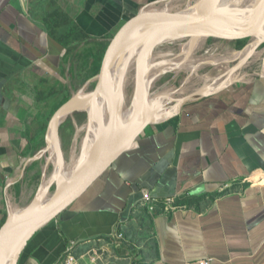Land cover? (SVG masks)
I'll return each instance as SVG.
<instances>
[{
	"label": "crops",
	"instance_id": "crops-1",
	"mask_svg": "<svg viewBox=\"0 0 264 264\" xmlns=\"http://www.w3.org/2000/svg\"><path fill=\"white\" fill-rule=\"evenodd\" d=\"M167 1L0 0V229L41 184L35 170L47 130L44 136L40 130L67 102L51 106L66 97L65 78L71 83L88 58L84 68L90 70L101 44L140 12ZM59 10L86 37L72 54L50 29L51 14ZM260 46L217 89H195L172 115L148 125L85 194L27 241L18 264H59L69 250L84 253L117 229L126 238L122 249L135 253L139 264H264V187L251 184L264 174ZM243 50H237L242 59ZM41 140L45 145L38 148ZM145 192L190 208L150 213L142 204Z\"/></svg>",
	"mask_w": 264,
	"mask_h": 264
},
{
	"label": "water",
	"instance_id": "water-1",
	"mask_svg": "<svg viewBox=\"0 0 264 264\" xmlns=\"http://www.w3.org/2000/svg\"><path fill=\"white\" fill-rule=\"evenodd\" d=\"M262 2L264 0H248L245 4L228 11H220L217 0H208V8L204 10L197 9V5L180 11H171L167 8L152 9L142 11L127 21L101 49L96 58L93 91L88 95L80 93L69 99L55 112L48 124L47 146L42 154L47 152L55 154L60 164L56 168L57 176L61 173V164H64L59 140L60 126L76 111L85 112L88 117L87 123H89L90 113L84 110L83 106L97 110V100L102 98L108 113L107 126L98 132L89 162L65 186L54 184L53 194L42 205L31 203L19 210L17 215L8 216L0 229V264H5L7 254L13 246L16 247L12 264H18L27 241L39 229L70 208L124 152L139 142L146 127L155 122L147 103L150 97V83L156 79L154 76L150 77L155 48L169 41L186 38L196 41L215 38L232 43L254 41L252 48L248 45L242 51L245 56L232 70L233 75L249 61L252 51L264 43V3L261 4ZM137 28H141L140 33L136 37L129 38L130 32ZM124 54L130 55L127 61H131V57H134L126 77L130 68L134 66L136 104L128 122L120 127L126 81L122 80L120 91H116L109 79V72L116 69L120 57ZM136 121H138V127L133 134H130V129ZM97 122L100 127L103 126L104 118L98 115ZM52 146L54 151H51Z\"/></svg>",
	"mask_w": 264,
	"mask_h": 264
},
{
	"label": "rangeland",
	"instance_id": "rangeland-1",
	"mask_svg": "<svg viewBox=\"0 0 264 264\" xmlns=\"http://www.w3.org/2000/svg\"><path fill=\"white\" fill-rule=\"evenodd\" d=\"M200 2L201 0H168L156 9L167 8L171 11H180ZM251 42L248 44H251ZM234 46L232 42L215 38L198 41L190 40L189 38L176 39L157 46L153 53V61H151L153 65H151L150 69V77L154 76L156 79L151 81L149 89L150 98L154 100L149 110L154 118L161 120L164 116L171 114L170 110L178 105L181 99L189 94L191 95V92L195 91V89L207 90L211 85L218 86L225 81L230 71L237 67L242 58V55L238 54L237 50L235 51ZM184 50H188V52L184 54ZM260 50H264V43L260 46ZM128 56L130 57V55ZM128 56L122 62V69L118 68V77L120 76V72L122 76L127 73L129 61L126 59L129 58ZM184 61L187 63L184 68L171 65L172 67L164 69L165 71L158 72L157 70L158 65H169ZM81 63L75 75L70 77L71 83L67 77L65 78L66 82L64 81L63 87L68 90L66 97H63L62 94V97L59 96L58 100H52L51 106L60 100L64 99L66 101L70 96L74 97L80 93L88 95L93 91L95 78L89 82V79L94 77L92 64H90V70L86 71L84 67L88 65L84 62L85 66L83 64L81 66ZM191 66H195L196 69L190 68ZM126 81L124 93L125 109L130 106L136 89L134 66L130 68ZM78 112L82 111H76L69 116L71 125L60 126L59 128L60 149L65 164H69L71 160L79 158L81 149L85 146L84 144H86L90 132L87 127V114L84 112L85 116H81L82 114H76ZM38 159L35 171L39 175L38 182L42 183L43 179L41 180L40 176H44L43 178L50 176L54 170L56 156L47 152L45 154L41 153ZM38 182L37 184L39 185ZM40 185L38 187L37 185L31 187V192L25 201L28 204L27 206L35 198ZM53 185L48 189L49 196L54 192ZM26 207H23V209ZM17 213L19 211L12 215ZM124 246L116 247L107 239L103 240V244L93 247L94 251L91 254L96 256V261H92L90 258L87 264H135L137 260L134 258L135 253L122 249ZM137 262L139 261L137 260Z\"/></svg>",
	"mask_w": 264,
	"mask_h": 264
},
{
	"label": "bare ground",
	"instance_id": "bare-ground-1",
	"mask_svg": "<svg viewBox=\"0 0 264 264\" xmlns=\"http://www.w3.org/2000/svg\"><path fill=\"white\" fill-rule=\"evenodd\" d=\"M247 1L248 0H217L218 10L228 11V10L232 9L233 7L245 4ZM263 3L264 2H262L261 4H263ZM195 5H197L196 6L197 9H201V10L207 9L208 8V0H201L200 3H196ZM247 20H249V18ZM140 30H141V28H137V29L131 31L130 34L128 35V37L129 38L136 37L140 33ZM187 52H188V50H184V54H186ZM128 55L129 54H124L123 56H121L117 65H116V69H114L115 71L112 70L111 72H109V79H110L114 89H116V91H120L122 80L126 81L127 73L122 76L121 72H120V76L118 77V68L122 69V62ZM133 58L134 57H131V61H129V63H128V68H129V65L133 63V61H134ZM181 58H183V57H181ZM178 61H180V60H178ZM186 64L187 63L184 61V62L171 63L169 65H158L157 70H158V72L159 71H165L164 69L170 68L171 65H173L174 67H178V68H184L186 66ZM151 65H153L152 62H151ZM190 68L196 69L195 66H191ZM212 89H217V87L215 85H211L209 90H212ZM153 101L154 100L152 98H150V97L148 98V101H147L148 109H150L151 105L153 104ZM97 103H98L97 110H95V109L91 110L90 107L83 106V109L90 113L91 120L89 123H87V127H89L90 132H89V135L87 138V142H86V144H84L85 146L81 149L82 151H81L79 158L71 160L69 162V164H65V163L61 164V167H62L61 173L57 176H56V168L60 164H58V160H56L54 163L53 172L50 174V176H47V177L45 176V178H43L42 183L40 185V188L38 189L36 196L31 203H34L35 205H38V206L42 205L50 197L48 189L52 184H57V186H61V187L65 186L89 162V160L93 154V151H94L97 134H98V132H100V130H102V128L104 129L107 126L108 113L106 111L105 103H104L102 98H99L97 100ZM135 104H136V92L134 93L133 99L130 102V106L126 109L124 108L122 111V114L120 117V122H119L120 127H123L128 122L130 115H131V112H132V109H133ZM98 115H100L102 118H104V124L101 127H100V125H98V122H97ZM155 121H160V120H158L156 118ZM137 127H138V121L133 123L132 128L130 129V134L131 133L133 134L134 131L137 129ZM51 151H54L53 146H52ZM15 215H17V214H15ZM15 247L16 246H13L11 248V250L9 251V253L7 254V258H6L7 260L5 261V264H12V259H13L14 254H15Z\"/></svg>",
	"mask_w": 264,
	"mask_h": 264
},
{
	"label": "built area",
	"instance_id": "built-area-1",
	"mask_svg": "<svg viewBox=\"0 0 264 264\" xmlns=\"http://www.w3.org/2000/svg\"><path fill=\"white\" fill-rule=\"evenodd\" d=\"M251 184L257 187H264V174H256L253 176L251 180ZM229 186L226 185L224 189H228ZM142 204L150 213H156L157 208L161 207L164 214L170 215L175 214L181 211H186L189 209V205L181 202L177 198H167L163 200H158L152 198L149 192H145L142 199ZM125 235L117 229L110 238H108L109 242L116 247H120L124 245L125 242ZM75 243V242H74ZM73 243V245H75ZM94 251V248L81 253L77 254L76 252L69 250L66 256L59 264H87L88 260L91 258L92 261H96V256L92 255L91 253ZM92 256V257H91ZM200 264H209L208 261H203Z\"/></svg>",
	"mask_w": 264,
	"mask_h": 264
},
{
	"label": "trees",
	"instance_id": "trees-1",
	"mask_svg": "<svg viewBox=\"0 0 264 264\" xmlns=\"http://www.w3.org/2000/svg\"><path fill=\"white\" fill-rule=\"evenodd\" d=\"M57 16L60 18V22L57 19ZM49 25H50V29L53 32V34L58 37L59 41L61 43H63L67 48L70 54H72V46H74L76 43H83L86 40V37L84 34L81 33V36L77 35V31L79 30V28L77 27L76 24H72L71 22V18L68 16L67 13H65L62 10L53 12V14H51V18L49 19ZM248 41H240V42H236L233 43L236 47L237 50L241 51L243 50L247 45H248ZM107 43L101 44L98 47L97 52L95 51L94 54V58L92 59V72H93V76H95L96 74V68H95V61L96 58L99 54V52L101 51V49L106 45ZM91 59V58H90ZM90 59L88 58V60H86V65L89 63ZM68 97V96H67ZM72 97L70 96L69 98H67L66 101H68L69 99H71ZM60 108V106L56 107V109H54V111L51 113L50 115V119L53 117V115L55 114V112ZM76 114H82L81 116H85L84 112H78ZM49 123L47 122L46 124H44V126L41 128L40 130V136H44L46 130H47V125ZM65 125H71V121L69 119V117L67 118V120L61 125V127H64ZM45 142L44 140H41V142L38 144V148H41V146H44ZM35 164V163H34ZM37 165V163H36ZM37 179H39V175L37 176ZM6 219L2 222V225H4ZM139 262H137V260L135 261V264H137Z\"/></svg>",
	"mask_w": 264,
	"mask_h": 264
}]
</instances>
